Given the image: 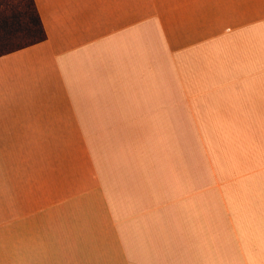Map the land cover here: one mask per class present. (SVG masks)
I'll return each mask as SVG.
<instances>
[{
	"label": "crops",
	"instance_id": "obj_1",
	"mask_svg": "<svg viewBox=\"0 0 264 264\" xmlns=\"http://www.w3.org/2000/svg\"><path fill=\"white\" fill-rule=\"evenodd\" d=\"M0 56V264H264V0H34Z\"/></svg>",
	"mask_w": 264,
	"mask_h": 264
},
{
	"label": "trees",
	"instance_id": "obj_2",
	"mask_svg": "<svg viewBox=\"0 0 264 264\" xmlns=\"http://www.w3.org/2000/svg\"><path fill=\"white\" fill-rule=\"evenodd\" d=\"M3 6L4 3L2 0H0V44L2 42L7 41L10 37L15 36L13 30L10 28L11 26L13 27L15 26L17 20L21 19L19 17L20 14L25 16V18L22 19H24V23H26L27 26L29 27V29L27 30L28 35L33 37V39L30 43L26 45L14 49H8L0 53V56L42 42L46 39V33L42 25L34 0L19 1L17 3L15 13L13 12L12 14L8 13V9H9L8 7L13 8L14 7L13 3L7 5L6 7ZM23 8H25V11H23Z\"/></svg>",
	"mask_w": 264,
	"mask_h": 264
},
{
	"label": "rangeland",
	"instance_id": "obj_3",
	"mask_svg": "<svg viewBox=\"0 0 264 264\" xmlns=\"http://www.w3.org/2000/svg\"><path fill=\"white\" fill-rule=\"evenodd\" d=\"M2 1L4 3L3 7H6L7 5L12 4V3L14 4L13 8L8 7L9 8L8 13L12 14L13 12L15 13L17 3L21 0H2ZM25 1H27V0H25ZM23 11H25V8H23ZM19 17L21 19L17 20V23H15L14 27L11 26V28H10L13 30V33L15 34V36L10 37L7 41L2 42L0 44V53L6 51L8 49L18 48V47L26 45L32 41L33 37H31L27 33V30L29 29V27L27 26L26 23H24V19H22V18H25V16L20 14Z\"/></svg>",
	"mask_w": 264,
	"mask_h": 264
}]
</instances>
